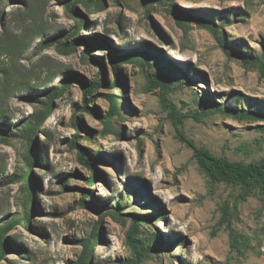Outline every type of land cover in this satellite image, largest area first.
Here are the masks:
<instances>
[{"label":"rangeland","instance_id":"1","mask_svg":"<svg viewBox=\"0 0 264 264\" xmlns=\"http://www.w3.org/2000/svg\"><path fill=\"white\" fill-rule=\"evenodd\" d=\"M67 5L0 1V224L25 211L15 175L27 170L22 130L45 93L69 83L32 139L31 218L9 229L0 264H73L98 223L89 264H120L136 258V218L146 249L138 264H264L263 193L213 182L161 101L167 79L198 146L263 159L264 65L254 58L264 60V0H102L78 2L80 14ZM139 53L150 54L156 81ZM100 78L84 109L86 86Z\"/></svg>","mask_w":264,"mask_h":264},{"label":"trees","instance_id":"2","mask_svg":"<svg viewBox=\"0 0 264 264\" xmlns=\"http://www.w3.org/2000/svg\"><path fill=\"white\" fill-rule=\"evenodd\" d=\"M1 1V0H0ZM83 2L86 5H99L102 3V0H68V10L73 13H78L77 10V3ZM80 14V13H78ZM0 16H2V12H0ZM85 20L83 17L77 22L75 33H78L82 25L84 24ZM211 25V24H209ZM75 41H72L71 43L67 44L64 41L59 42L60 46L64 48L65 51H69L73 49ZM139 55H142L139 53ZM142 57H144L145 60H141V65L146 69L147 65L151 64V56L148 53H143ZM254 60L260 62L262 64V67L264 65V60L262 58H254ZM264 69V68H263ZM147 71V69H146ZM148 72V71H147ZM149 74V72H148ZM118 75V73H117ZM153 81H156L155 78L157 77L156 74H149ZM53 80V79H52ZM105 84L103 79H98L96 82L87 85L85 89V106L84 109L88 108V95H92L94 91H96L100 86ZM113 83H111V87H113ZM69 83H64L61 86H55L48 90L45 93L46 100L42 101L43 108L38 112L37 117L34 118V120L29 121L26 126H24V129L22 130V136L27 141V153L25 155L26 161H27V170H23L21 173H16V177L19 180H24V190H25V200H24V206L25 211L22 214V216H19L16 220H9L5 224H0V246L2 249H0V260L4 257V251L7 247H9V240L7 238V234L9 232V229L15 225V223L20 222L22 220L28 221L31 218V207L33 203L32 199V192H33V185H34V179L32 175V165L34 163V145L32 143V139L34 135L36 134L37 129L40 127L42 121L50 114L52 108H53V102L56 98L63 95L65 90L67 89ZM162 91H161V101L163 105L169 109L170 111V117L173 120V123L176 128V134L177 136L184 142H186L188 145H190L194 149V156L197 159V161L200 163L202 168L207 172L208 176L211 178L213 182H227L232 184H240L244 188V191L246 194L252 192L254 189L258 188L264 195V158L250 163H243L240 161H233L225 156H218L214 153H212L209 149L198 146L193 139L189 138L181 129V124L184 123V119L187 117L188 114H183L176 106L174 102H172L167 97V91L170 87L169 80L164 79L162 82ZM111 100L113 101V107H112V113H116L117 110V102L115 96L111 95ZM219 109H224V105H220ZM1 117H5L6 115L4 113L0 114ZM111 114L108 115V119H110ZM110 120H106V124H108ZM75 123L77 124V121L75 120ZM109 125V124H108ZM90 138L91 136L88 135ZM72 144L76 147L77 143L76 140H72ZM78 155L82 163L90 166H94L92 164V161L90 157L86 154L85 151L79 150ZM64 181V185L66 182ZM88 181L90 183H95V175H90L88 178ZM85 196L81 199V204L85 203ZM111 213L115 216L120 215V211L118 209L111 210ZM98 226L99 223L96 225V229L93 232L92 235H90L88 238H85L81 240V243H83L84 248L82 251V254L80 258L75 261L73 264H89L92 252L94 250V242L97 241L98 237ZM141 227V222L138 218L134 219V221L131 224V228L128 232V239L134 249V252L136 253V258H129L124 261H122L120 264H138L139 261H142V257L146 255V249L144 246L141 245L138 238H136L135 234L138 232V230Z\"/></svg>","mask_w":264,"mask_h":264}]
</instances>
